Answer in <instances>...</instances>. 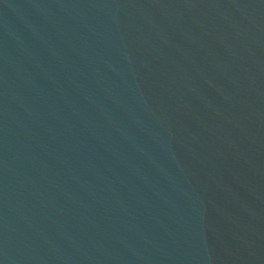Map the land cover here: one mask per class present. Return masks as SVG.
I'll return each instance as SVG.
<instances>
[{
  "label": "water",
  "instance_id": "95a60500",
  "mask_svg": "<svg viewBox=\"0 0 264 264\" xmlns=\"http://www.w3.org/2000/svg\"><path fill=\"white\" fill-rule=\"evenodd\" d=\"M0 264H264V0H0Z\"/></svg>",
  "mask_w": 264,
  "mask_h": 264
}]
</instances>
